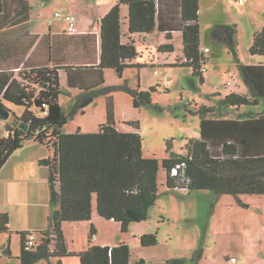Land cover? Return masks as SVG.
Masks as SVG:
<instances>
[{"label": "trees", "instance_id": "trees-1", "mask_svg": "<svg viewBox=\"0 0 264 264\" xmlns=\"http://www.w3.org/2000/svg\"><path fill=\"white\" fill-rule=\"evenodd\" d=\"M165 1L119 0L102 17L99 58L96 55L97 36L95 33L89 34L84 42L87 48L84 58L86 65L75 66L74 69L66 67L69 86L86 87V91L76 95L75 105L69 114L60 102L63 90L58 65L61 61L58 58L53 59L56 61L53 65L50 61L34 65V59H27L19 70V79L13 77L15 71L4 72L6 76H1L0 72V96L24 106L25 110L17 120L28 124L27 130L21 127V123L8 127V136L0 137V169L11 154L30 138L54 148V154L41 161L50 168L54 190L50 225L42 232L44 236L39 241L36 238L32 247L27 246L26 234L30 231L22 233V264H34L42 259L64 255H78L81 264H131V250L127 243H91L96 233L94 224H91L89 246L78 252L70 250L63 223L91 220L95 197L98 213L106 219L120 222L122 230L127 231L131 223L147 219L149 208L156 203L161 166L167 171V185L170 188L232 194L242 206L248 205L241 200L240 194H264V110H242L243 106L258 105L264 99V64L240 61L234 39L235 25H216L212 28V34L224 41L236 57L249 93L236 90L226 94L216 93L217 100L213 105H200L197 113L201 119V137L188 139L186 154L172 150V139L167 141L168 156L162 162L157 157H145L139 122H130L137 130L118 128L113 95L110 94V87H102V84L106 69L113 68L122 75L129 67L150 66L136 60L141 53L131 37L133 34L149 33L157 28L166 31L167 41L158 46V51L170 54L175 51L172 31H182L185 56L177 57L176 61L165 66L191 67L195 76H199L202 82L205 80L210 51L202 50L200 0H177L178 11L172 6L175 3L166 4ZM122 6L128 8L126 17L122 13ZM3 8L4 0H0V12ZM125 18L129 24L126 32L123 30ZM168 18L174 27H165L164 20ZM89 48L95 54L92 59ZM250 50L253 54L264 55V26L254 32ZM79 69H92L91 78L77 71ZM97 73L100 80L94 82L93 76ZM158 87L152 86L148 91L129 89L134 106L140 108L143 104L151 103L152 92L157 91ZM99 92L107 95V121L101 123L96 131H84L81 127L73 132L65 131L74 114L79 110L85 113V108ZM177 165H181L178 173L173 174L172 170ZM57 182L59 191L55 187ZM8 222V215L0 217V230H8ZM157 243L156 234L142 237L145 246ZM202 255L203 249L194 252L196 261ZM184 263L185 258H171L165 262ZM58 264H62L61 260Z\"/></svg>", "mask_w": 264, "mask_h": 264}, {"label": "rangeland", "instance_id": "rangeland-1", "mask_svg": "<svg viewBox=\"0 0 264 264\" xmlns=\"http://www.w3.org/2000/svg\"><path fill=\"white\" fill-rule=\"evenodd\" d=\"M167 2L175 3L172 6L178 11L177 0H166L164 3ZM199 13L202 45L211 48L209 57L217 56L220 57V62H225L229 59L227 56L229 54L231 61H234L233 65L221 63L213 66L216 67L215 73L211 74L212 69L210 73H206L204 82L193 74L191 67L165 66L167 61L165 57H168V61L174 62L177 59L175 53L164 54L162 56L164 58L157 60L155 67L145 66L139 70L129 67L122 75L113 68L105 70L102 87H110L117 126L121 130H137L130 122H139V131L144 138L145 157H157L162 162V159L168 156L167 141L172 139V150L186 154L188 139L199 137L201 119L197 110L200 105L209 102L208 93L215 90L226 92L239 89L237 85L243 80L236 57L224 41L212 34L214 26L221 24L236 26L234 39L241 62L251 59L264 60V55L253 54L250 50L253 30L264 24V0H247L245 3L239 0H202ZM138 46L142 50V44ZM177 46L181 47L179 38ZM89 50L92 59L95 54L92 48ZM178 54H182L180 49ZM209 64L207 63V68ZM77 71L89 77L93 70ZM93 78L94 82H98L100 75L97 73ZM60 80L63 90L60 102L69 114L75 105L76 95L86 91V87L82 88L79 85L71 88L65 69L60 71ZM158 85L157 91L152 92L151 103L143 104L140 108L134 106L129 89L148 91L152 86ZM8 103L14 111L23 109L21 105ZM242 110L247 112L264 110V99L258 105H245ZM107 119V95L99 92L95 100L85 108V113L79 110L74 114L65 126V131L73 132L78 127L84 131H96ZM0 121L6 120L0 118ZM214 196L218 194L212 190L170 188L167 185V171L161 166L157 200L149 208L147 219L131 223L127 231H123L121 223L114 219L103 218L99 227L102 234L107 235L110 241L129 245L131 264H165L166 260L171 258H185L184 264H236L234 260L242 256L235 242L238 221L232 212H229V215L223 214L221 203L227 200L238 202V199L234 195H223L222 200L214 202ZM217 203L219 206L215 211ZM94 206L96 207V200ZM148 234H156L158 243L143 245L142 237ZM67 240L71 246L81 249L86 247L89 237L85 235L82 227L73 228L69 225ZM199 249H203V255L196 261L194 252ZM3 256L5 252L4 247L1 246L0 264H4ZM49 259H42L34 264L41 262L49 264Z\"/></svg>", "mask_w": 264, "mask_h": 264}, {"label": "crops", "instance_id": "crops-1", "mask_svg": "<svg viewBox=\"0 0 264 264\" xmlns=\"http://www.w3.org/2000/svg\"><path fill=\"white\" fill-rule=\"evenodd\" d=\"M119 0H4V8L0 12V72L1 76L4 72L15 71L13 77L19 79V70L24 66V61L34 59L33 64H44L50 61L51 65L58 58L59 72L63 69L67 72V66L72 69L75 66H81L84 62L87 48L84 42L89 34L97 36V52L100 56V30L102 17L118 2ZM247 1V0H245ZM245 1L243 3H245ZM202 0H200V10ZM171 11V9H170ZM57 12H67L75 16L76 25L79 33L70 34L67 31L68 22L59 17H55ZM169 12V11H167ZM122 13L127 16V6H122ZM171 19H165L166 28L174 27L171 25ZM128 20L125 18L123 22L124 32L128 31ZM257 26L253 30L262 28ZM175 43V53L177 57L184 55L182 31L173 30ZM136 41V47L141 56L136 60L147 63L150 66L157 64V60L164 58V54L158 51V46L166 42V31L158 28L149 33H135L131 36ZM179 38L181 47L177 46ZM202 41V36H201ZM202 43V42H201ZM31 44V46H30ZM69 44V45H67ZM142 44V50L138 45ZM209 47V46H203ZM210 48V47H209ZM179 49L182 54H178ZM211 52V48H210ZM148 53V54H146ZM170 53V54H172ZM57 54V56H54ZM88 54V53H87ZM228 60L220 62L217 56L209 57L206 65V73H215L216 66L221 63L233 65L229 54ZM73 60H67V59ZM165 64L172 63L168 61ZM66 59V60H61ZM38 60V62L36 61ZM69 61V62H66ZM75 61V62H73ZM176 61V60H175ZM247 64H264V60L258 59L244 60ZM31 63V64H32ZM76 63V64H74ZM97 65V63L95 64ZM171 67V66H169ZM187 67V66H183ZM135 69L139 68L132 67ZM95 69L98 70L97 66ZM72 72V71H71ZM106 74V72H105ZM6 76V75H3ZM144 77V75H142ZM168 78V77H167ZM243 80V78H242ZM167 82V80H166ZM165 82V83H166ZM230 80L228 81V83ZM236 90L239 93H249V89L244 80ZM229 90V91H231ZM229 91L215 90L208 93L207 104L213 105L217 100L216 93L226 94ZM216 98V99H215ZM2 102L9 110V101L0 96ZM197 104V102H195ZM25 108L19 111L10 110L9 118L6 121H0V137L8 136V127H16L20 125V117ZM131 131V130H124ZM199 137H201V130ZM197 137V138H199ZM54 154V148L46 143H42L34 138H30L23 142V145L17 148L7 159L0 169V217L8 215V230H0V247H4L5 258L4 264H22L20 254L23 249V234L28 231L34 232L38 241L44 236L49 228V216L53 210V187L50 179L51 171L48 165L41 162L43 159L51 157ZM59 191V182L55 185ZM223 195L214 196V202L222 200ZM233 196V195H232ZM240 198L248 206L240 205L237 200L225 201L221 203L224 215L232 212L236 216L235 236L236 247L241 257L235 259L236 264H264V194H240ZM93 199V212L91 220L83 221H65L63 223V231L70 250L81 251L89 246V240L86 247L76 248L71 246L67 240V226L73 228L82 227L85 235L89 237L91 224L96 227V233L93 236L92 244L115 245L109 240L107 235H103L99 223H102V217L97 211V200ZM220 203V202H219ZM215 206V211L219 206ZM95 207V208H94ZM29 232V233H30ZM243 235V236H242ZM27 237V234H26ZM26 243V242H25ZM61 260L62 264H81L78 255L52 256L49 264H57ZM42 261V260H41ZM44 264V263H38ZM46 264V263H45Z\"/></svg>", "mask_w": 264, "mask_h": 264}, {"label": "built area", "instance_id": "built-area-1", "mask_svg": "<svg viewBox=\"0 0 264 264\" xmlns=\"http://www.w3.org/2000/svg\"><path fill=\"white\" fill-rule=\"evenodd\" d=\"M241 3H243L245 0H239ZM56 16L58 17H62L63 19H65L68 22V32L71 34H76L79 33L77 25H76V19L75 16L70 14V13H63V12H57ZM202 50L205 52H209L210 48L209 47H202ZM181 165H177V167L173 168L172 173L173 174H177L178 173V168ZM36 242V235L34 233H29L27 235V246L28 247H32Z\"/></svg>", "mask_w": 264, "mask_h": 264}, {"label": "water", "instance_id": "water-1", "mask_svg": "<svg viewBox=\"0 0 264 264\" xmlns=\"http://www.w3.org/2000/svg\"><path fill=\"white\" fill-rule=\"evenodd\" d=\"M10 110L2 103L0 102V118L1 119H7L10 116ZM21 127L24 130L28 129V124L25 121L21 122ZM44 243H46V240H44Z\"/></svg>", "mask_w": 264, "mask_h": 264}]
</instances>
